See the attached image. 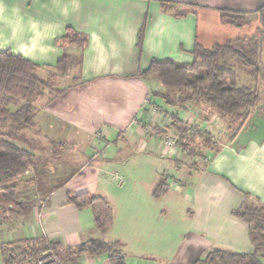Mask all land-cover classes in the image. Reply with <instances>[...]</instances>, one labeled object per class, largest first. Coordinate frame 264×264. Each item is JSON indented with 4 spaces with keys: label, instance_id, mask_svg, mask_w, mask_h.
I'll return each instance as SVG.
<instances>
[{
    "label": "crops",
    "instance_id": "0c3cea01",
    "mask_svg": "<svg viewBox=\"0 0 264 264\" xmlns=\"http://www.w3.org/2000/svg\"><path fill=\"white\" fill-rule=\"evenodd\" d=\"M167 1L203 11L177 18L156 0H0V53L22 56L39 68L43 80L56 75L57 88L67 89L54 103L48 96L34 103L40 135L2 130L5 140L38 158L24 177L35 181L30 186L34 194L46 197L33 209L22 235L60 243V264H110L107 255L68 250L90 240L121 243L126 264H194L214 249L254 252L249 226L231 213L245 203L264 205V136L221 145L204 167L189 163L193 157L180 150L171 154L165 138L174 133L173 117L192 129L203 109L168 107L155 94L167 89L157 79L144 80L139 72L153 60L191 64L197 43L210 49L256 36L257 14L240 26L217 15L224 10L255 13L264 0ZM203 12L215 19L206 23ZM145 22L140 54L138 36ZM69 28L87 36L89 44L81 69L61 76L56 66L64 52L82 54L77 47L62 49L57 44ZM234 71L239 87L258 88L264 106V83H254L247 70L246 79ZM66 80L71 84H64ZM218 120L217 115L204 121V128ZM144 156L157 159L159 166L150 160L135 165ZM69 163L91 166L89 172H73L68 180L84 174V182L74 189L67 180L54 186L55 173ZM163 179L170 188L155 200L153 192ZM175 180L180 186L173 185ZM83 193L104 198L112 207L114 223L106 234L96 230L91 209L69 204V194ZM177 215L179 224L171 223ZM168 226L174 234L170 237ZM179 226L187 232L178 231Z\"/></svg>",
    "mask_w": 264,
    "mask_h": 264
},
{
    "label": "trees",
    "instance_id": "16d2710c",
    "mask_svg": "<svg viewBox=\"0 0 264 264\" xmlns=\"http://www.w3.org/2000/svg\"><path fill=\"white\" fill-rule=\"evenodd\" d=\"M158 1L164 11L173 12L177 18H184L194 12L185 9L179 3L167 0ZM190 7V6H188ZM194 8V7H193ZM175 9V10H173ZM177 9H182L177 13ZM223 21L233 26H240V20L248 19L252 14L260 18L257 35L252 38L239 39L223 45H215L210 49L196 44L194 60L191 64H179L173 60H153L150 66L139 72L144 80L157 79L166 89V93H155L168 107L186 110L188 106L205 104L220 116H231L242 119L244 111L255 109L261 102L257 87H239L237 74L228 64L233 59L237 65L247 70L254 83H264V6L255 13L220 11ZM146 22L138 36V49L143 52ZM248 42V49H239L237 44ZM62 48L74 46L82 51L74 57L66 51L58 62L56 70L61 76L69 71L81 69L83 51L89 44V38L69 28L66 35L57 41ZM39 68L22 56L10 52L0 53V219L9 222L16 218H28L33 207L23 204L18 199V182L27 172L37 166L38 158L18 148L4 139L3 129L7 127L29 130L41 134L40 126L35 122L38 109L34 106L38 100L46 98L47 92L55 94L49 101L54 103L63 96L66 90L57 88L58 76L50 75L43 80L38 75ZM15 109V110H12ZM170 128L178 136L180 149L188 152V142L192 131L184 122L173 117ZM193 155V153H190ZM168 179H163L155 188L153 198L160 200L169 190ZM248 199L249 194L245 195ZM69 204L78 210L91 209L96 230L101 234L109 232L114 223V212L109 202L89 193L68 195ZM231 215L249 226V239L254 248L253 254L235 253L223 249L212 250L205 259L194 264H264V205L243 204L232 211ZM48 243L57 254L61 250L60 243H51L43 237L27 239L19 246L10 245L11 250L1 249L3 264H31L42 253L48 250ZM14 246V247H13ZM6 248V247H5ZM75 254L91 256H109L110 264H126L123 245L119 242L105 243L101 240H90L73 249ZM16 252L18 255H16Z\"/></svg>",
    "mask_w": 264,
    "mask_h": 264
},
{
    "label": "rangeland",
    "instance_id": "374dc122",
    "mask_svg": "<svg viewBox=\"0 0 264 264\" xmlns=\"http://www.w3.org/2000/svg\"><path fill=\"white\" fill-rule=\"evenodd\" d=\"M175 10V9H173ZM182 9H177V13L181 11ZM176 11V10H175ZM196 15H199L200 12L203 10L194 9ZM222 21L223 16L220 12L219 15H217ZM201 17L206 21V23L212 22L213 19H215L214 15H212L210 12H203L201 14ZM251 17L248 19H242L240 20L239 24H245L248 22H251ZM259 19V25H260V18ZM237 48L239 49H248L250 47V44L248 42H242V44H237ZM263 52H262V58H263ZM79 57V56H74ZM228 64L233 68V70H237L241 76L242 79H244L245 76H247V72L245 69L240 68L237 63L233 59H228ZM74 70H78L77 68ZM76 73V72H75ZM236 73V72H235ZM237 74V73H236ZM76 75V74H75ZM246 79V77H245ZM71 84L70 80L64 81V84L68 85ZM59 86V85H58ZM262 88H264V85H261ZM49 97L51 99L55 96V94H50L47 92L46 97ZM199 108L202 110L201 113H199V122H195L193 124V127L191 129L192 136L190 142H188V152H184V150L180 149L179 143L177 142V148L185 154L187 157H193V163L197 165L198 167H204L207 163V158H209L214 151H217L221 145H224L226 143H232L237 142L241 143L243 140H247L250 137L257 136L258 138H262L264 136V106L263 102H260L259 106L255 109H248L244 111V117L242 119H234L231 116H220L215 111H211V108L205 104L199 105ZM218 115V122L216 124L210 125L209 128H204L203 122L208 121L210 122L212 118ZM193 153L191 155L190 153ZM147 156L141 157L140 159L135 160V165H144L147 160H150L151 163L154 165L160 164V162L157 159H147L145 158ZM189 161V160H188ZM196 161V162H195ZM190 164V165H193ZM189 165V166H190ZM62 170L59 172H56V181L54 183V186L58 184V182L62 183L64 180H67V184L69 189H74L77 186H79L82 182H84L83 175H81L78 178H75L73 182L68 181L71 177V174H74L75 172H82L86 173L89 172L91 169L90 167L85 166V163H69L66 165H62ZM191 169V168H189ZM74 172V173H73ZM31 177V176H30ZM35 182V181H34ZM32 182V178H21L18 182V199L21 203L31 205L33 208H36L40 206L42 202H46L45 196H38L36 195L37 192L34 194V190L30 187L34 184ZM175 186H180L178 183L179 181L175 180L172 182ZM84 186H88V184H84ZM146 188H149L148 185H145ZM180 216L177 215L173 220L171 219V223H178L180 222ZM31 216L28 218H19V219H12L9 222L2 221L0 219V264L3 263V254L1 253V249L6 250V253H8L11 250L10 245H17L19 246L22 244L25 240V237L22 235L23 229H25L28 224L31 223ZM172 230L170 226H168V237H170L172 234ZM178 231H182L183 233L187 232V228L185 226L177 227ZM171 233V235H170ZM168 246H172L171 240L169 241ZM6 247V248H5ZM14 247V246H13ZM48 250L36 260L31 262V264H40L42 261L43 263L51 261L54 259L55 261H60V255L57 254L56 250L50 246L48 243ZM60 252V251H58ZM60 254V253H59ZM16 255L18 253L16 252ZM56 258V259H55ZM62 263V262H61Z\"/></svg>",
    "mask_w": 264,
    "mask_h": 264
},
{
    "label": "built area",
    "instance_id": "2783aa9c",
    "mask_svg": "<svg viewBox=\"0 0 264 264\" xmlns=\"http://www.w3.org/2000/svg\"><path fill=\"white\" fill-rule=\"evenodd\" d=\"M177 142H178V136L175 133L169 134L165 138L166 148L171 152V154L176 153V151L178 150ZM40 264H60V262H58V260L55 261L54 259H52L51 261L45 263L41 261Z\"/></svg>",
    "mask_w": 264,
    "mask_h": 264
}]
</instances>
